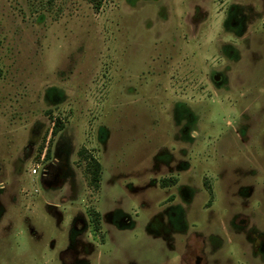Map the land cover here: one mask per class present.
I'll list each match as a JSON object with an SVG mask.
<instances>
[{"label":"rangeland","instance_id":"rangeland-1","mask_svg":"<svg viewBox=\"0 0 264 264\" xmlns=\"http://www.w3.org/2000/svg\"><path fill=\"white\" fill-rule=\"evenodd\" d=\"M0 264H264V0H0Z\"/></svg>","mask_w":264,"mask_h":264},{"label":"trees","instance_id":"trees-1","mask_svg":"<svg viewBox=\"0 0 264 264\" xmlns=\"http://www.w3.org/2000/svg\"><path fill=\"white\" fill-rule=\"evenodd\" d=\"M90 1L92 4L95 5V7L97 9H100L103 5L104 0H88ZM63 129V125L58 122L56 123V128L53 132L54 135H57L58 132H60ZM42 154V151L40 153V155ZM46 158L49 159V154L46 155ZM88 171L91 175V185L94 186L96 189L99 188V184L101 182V165L99 163L98 160H96L95 158L91 157V161L88 164ZM98 219H99V215L96 214V228L99 227L98 226Z\"/></svg>","mask_w":264,"mask_h":264},{"label":"built area","instance_id":"built-area-1","mask_svg":"<svg viewBox=\"0 0 264 264\" xmlns=\"http://www.w3.org/2000/svg\"><path fill=\"white\" fill-rule=\"evenodd\" d=\"M34 174L36 173V170H34V172H33Z\"/></svg>","mask_w":264,"mask_h":264}]
</instances>
